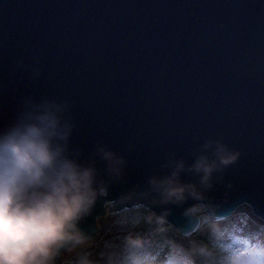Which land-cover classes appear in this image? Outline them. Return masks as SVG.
I'll return each instance as SVG.
<instances>
[{
  "label": "water",
  "instance_id": "obj_1",
  "mask_svg": "<svg viewBox=\"0 0 264 264\" xmlns=\"http://www.w3.org/2000/svg\"><path fill=\"white\" fill-rule=\"evenodd\" d=\"M46 97L70 103L83 159L102 144L127 161L108 199L219 139L241 158L208 196L264 221V0H0V129Z\"/></svg>",
  "mask_w": 264,
  "mask_h": 264
},
{
  "label": "clouds",
  "instance_id": "obj_2",
  "mask_svg": "<svg viewBox=\"0 0 264 264\" xmlns=\"http://www.w3.org/2000/svg\"><path fill=\"white\" fill-rule=\"evenodd\" d=\"M69 112L68 101L28 98L0 129V264H264V225L251 230L247 218H229L208 196L219 174L239 162L240 151L210 139L191 163L169 158L163 174L110 200L127 161L102 144L83 159L72 146ZM186 176L198 182H186ZM102 199L110 215L131 205L153 233L128 230L93 258L95 237L81 224ZM173 208L183 209L186 227L171 222Z\"/></svg>",
  "mask_w": 264,
  "mask_h": 264
},
{
  "label": "rangeland",
  "instance_id": "obj_3",
  "mask_svg": "<svg viewBox=\"0 0 264 264\" xmlns=\"http://www.w3.org/2000/svg\"><path fill=\"white\" fill-rule=\"evenodd\" d=\"M241 208L244 209L243 211H241V213L236 212L229 218H232L234 216L247 218L249 228L252 230L254 227L252 225L250 226V221L255 216L252 214L251 208L247 205H243ZM105 210L106 212L103 215H99L95 219L96 227L99 229V231L93 234V236L95 237V243L89 249V251L93 254V258L95 259L99 260V255L104 251V244L106 242L115 241L117 237L122 236L128 230H135L144 234L153 233V227L143 221L142 214H138L132 209H130L126 213L123 211H119V214L117 215H110L109 210L106 208ZM257 219L264 223V221H262L261 219ZM165 251H167V249H165ZM67 259L71 260L72 257H68Z\"/></svg>",
  "mask_w": 264,
  "mask_h": 264
},
{
  "label": "trees",
  "instance_id": "obj_4",
  "mask_svg": "<svg viewBox=\"0 0 264 264\" xmlns=\"http://www.w3.org/2000/svg\"><path fill=\"white\" fill-rule=\"evenodd\" d=\"M244 209H242L241 207L237 210L238 213H241V211H243ZM107 222V221H106ZM90 222L87 221V224H89ZM250 226L252 225L254 228L252 230H256L259 228L260 225H264V223H262L261 221H259L257 218L253 217L252 220L250 221ZM169 239L175 240L177 243H181L184 244L185 246H187V242L183 241L182 239H180L179 237L175 236L172 233H169L168 236Z\"/></svg>",
  "mask_w": 264,
  "mask_h": 264
}]
</instances>
